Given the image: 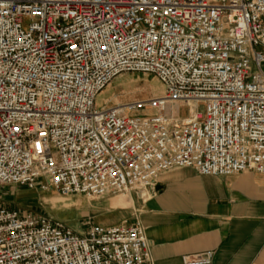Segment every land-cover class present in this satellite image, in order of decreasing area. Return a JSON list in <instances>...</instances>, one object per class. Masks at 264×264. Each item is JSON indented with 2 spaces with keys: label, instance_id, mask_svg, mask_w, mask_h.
<instances>
[{
  "label": "built area",
  "instance_id": "2783aa9c",
  "mask_svg": "<svg viewBox=\"0 0 264 264\" xmlns=\"http://www.w3.org/2000/svg\"><path fill=\"white\" fill-rule=\"evenodd\" d=\"M263 67L264 0H0V184L101 198L152 190L174 168L264 174ZM123 73L154 75L163 93L98 107ZM150 252L139 222L78 233L0 207V264ZM182 261L213 264V251Z\"/></svg>",
  "mask_w": 264,
  "mask_h": 264
},
{
  "label": "crops",
  "instance_id": "0c3cea01",
  "mask_svg": "<svg viewBox=\"0 0 264 264\" xmlns=\"http://www.w3.org/2000/svg\"><path fill=\"white\" fill-rule=\"evenodd\" d=\"M137 201L123 221L144 227L151 242L148 264H183L184 255L206 251H213V264H264V174L174 168Z\"/></svg>",
  "mask_w": 264,
  "mask_h": 264
},
{
  "label": "rangeland",
  "instance_id": "374dc122",
  "mask_svg": "<svg viewBox=\"0 0 264 264\" xmlns=\"http://www.w3.org/2000/svg\"><path fill=\"white\" fill-rule=\"evenodd\" d=\"M162 93L163 86L154 75L123 73L112 82V87L98 96L97 106L148 100ZM180 112L185 115L187 109L183 108ZM143 192H147V189L137 188L101 198H89L82 194L65 196L55 191L0 184V207L48 215L81 233L87 222L104 225L120 217L122 221L130 218L137 205V198L140 199ZM147 194L149 193L145 196Z\"/></svg>",
  "mask_w": 264,
  "mask_h": 264
}]
</instances>
